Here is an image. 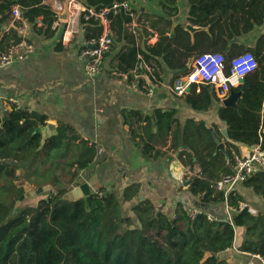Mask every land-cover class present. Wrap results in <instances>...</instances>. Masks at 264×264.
Returning <instances> with one entry per match:
<instances>
[{
	"label": "trees",
	"instance_id": "16d2710c",
	"mask_svg": "<svg viewBox=\"0 0 264 264\" xmlns=\"http://www.w3.org/2000/svg\"><path fill=\"white\" fill-rule=\"evenodd\" d=\"M77 1L98 10L124 0ZM244 1L189 0V21L208 30L192 36L171 19L156 17L150 26L157 28L159 40L146 44L144 49L127 27L133 15L123 11L112 15L116 40L123 38L129 43L115 56V70L119 75L127 74L129 80L133 70L145 74L147 78L140 80L142 84L159 82V58L168 67L186 73L192 67L190 60L208 51L222 52L229 67L232 57L226 52L228 40L250 31L252 22L263 20L249 9L254 1ZM175 3L176 0L162 3L170 16L177 11ZM14 5L23 9V17L37 32L52 36L55 13L45 0H0V23L9 19ZM39 16L43 17L42 27L34 24ZM85 26L90 35L99 31L94 20ZM19 40L18 33L10 32L0 39V47ZM248 51L258 67L244 76L243 84L235 89H243L236 106L222 105L218 111L227 125L230 162L233 153L239 152L237 142L248 146L260 143L264 148V33ZM200 86L199 94L193 95V86L185 95L195 109L207 110L217 99V93L212 85ZM123 115L132 139L141 150H146L144 153L158 155L152 141L170 133V148L178 150L184 145L191 149L202 170L200 177L191 179L188 192L205 202H227L233 222L210 219L204 211L192 219L182 204L172 217L143 198L132 207L135 217L126 215L122 204L138 197L139 184L128 186L122 195L100 189L80 199L63 198L71 189L67 185L75 184L79 173L94 161L98 147L62 122L56 134L42 143L45 115L14 104L4 112L0 105V264H229L219 254L233 247L235 226L245 229L239 250L264 259V210L252 213L240 193L233 190L226 194L215 188L216 181L230 174L231 169L225 154L216 152L217 140L203 123L188 120L180 127L175 110L155 109L150 115L129 110ZM140 122L146 125L141 127ZM179 157L192 160L186 149L179 152ZM25 183L35 186V190L51 185L52 190L37 205L15 209L20 197L29 192ZM242 184L264 200V170Z\"/></svg>",
	"mask_w": 264,
	"mask_h": 264
},
{
	"label": "crops",
	"instance_id": "0c3cea01",
	"mask_svg": "<svg viewBox=\"0 0 264 264\" xmlns=\"http://www.w3.org/2000/svg\"><path fill=\"white\" fill-rule=\"evenodd\" d=\"M164 1H131L133 16L132 22L127 27L143 49L146 44L153 45L159 40L157 28L150 26L156 17L171 19L174 25L180 24L184 29L185 25L191 23L189 0H176L173 6L177 11L172 16L166 11L168 9L162 6ZM250 1H254L249 8L251 13H258L263 20L260 23L252 22L250 31L228 40L226 52L231 57L253 48L258 37L264 33L262 13L264 0L244 2ZM11 12L12 10L9 19L0 23V39L10 32H16L22 37L17 28L19 23L11 17ZM83 26L84 36L80 35L79 28L77 37L69 38L67 35L66 39L70 40L64 42L63 22L57 27L52 24L51 30L54 33L49 37H45L43 32H37L30 24L25 38L34 46L32 54L26 59L0 67V104L17 103L20 107L45 115L47 123L54 122L56 126L60 122L68 124L82 138L98 147L94 161L79 173L77 181L70 185V188L88 182L92 192L103 189L105 192L122 195L128 186L139 184L138 197L122 204L126 215L135 217L132 207L143 198L149 199L157 210L172 217L182 204L183 207L192 206L202 210L216 220L233 222L232 211L227 202H205L188 192L191 179L200 177L202 170L197 156L191 149L184 145L178 150L170 148L173 142L170 133L166 137H158L152 141L155 150L159 151L158 155L144 153L132 139L123 115L124 111L129 110L138 111L143 115H150L155 109L175 110L178 126L183 127L188 120L203 123L204 128L217 140V144H225L228 153L227 143L230 138L229 136L226 138L223 132L224 129L227 130V125L218 114L220 107L225 106L224 98L216 95L217 99L213 100L211 108L195 109L188 103L187 95H177L170 89L175 77L184 72L168 67L162 58H159L162 65L161 80L153 93L147 95L135 92L126 86L113 66L118 52L129 45L123 38L116 40L114 32V43L111 51L106 55L102 74L96 79H89L80 54L90 30L84 24ZM140 74L144 75L146 80L147 76ZM242 84L243 82L240 81L238 88ZM200 92L201 86L195 87L193 95ZM138 125L144 127L146 122H140ZM156 129L155 127L154 131ZM144 133L142 129L143 136ZM236 145L239 152H234L233 155L246 153L253 146L238 142ZM184 149L191 152L192 160L185 158L184 161L179 157V152ZM225 157L227 158L226 154ZM227 160L232 172L233 160L230 162L229 153ZM187 182L189 184H186ZM233 190L243 196L244 204L248 205L252 213L264 210V200L252 188L239 184ZM235 229L236 240L233 247L219 254V257L226 258L229 264H241L249 259L248 253L239 250L245 237V229L237 226ZM258 264L263 263L258 260Z\"/></svg>",
	"mask_w": 264,
	"mask_h": 264
},
{
	"label": "built area",
	"instance_id": "2783aa9c",
	"mask_svg": "<svg viewBox=\"0 0 264 264\" xmlns=\"http://www.w3.org/2000/svg\"><path fill=\"white\" fill-rule=\"evenodd\" d=\"M132 0L115 1L111 5L104 6L98 10L88 8L80 4L77 0H45L53 12L55 13V27L64 23V39L69 41L66 36L74 38L78 36L81 25H87L91 20L98 23L99 31L95 35H88L84 40V46L81 50L80 57L84 62L86 75L89 79L98 78L105 65L106 55L111 51L114 39L113 29L111 26V16L119 12H129L133 15L131 6ZM65 3L68 6L67 20L61 19L60 15L64 11ZM23 10L19 5L13 7L11 17L18 21V32L22 36L19 41H11L7 46L0 47V67H5L15 63L16 61L28 58L34 46L26 38L25 34L30 27V23L23 18ZM34 24L37 27L43 26V17L39 16L35 19ZM258 63L250 51H245L231 58L229 67L226 64V58L222 52L208 51L202 52L194 59L192 67L186 73L175 77L170 89L177 95H185L191 87H199L200 85H212L217 95L225 98L229 95L231 89L238 88L240 80L247 74L255 71ZM117 75V73L113 72ZM132 79H128L127 74L118 75L127 87L138 93L152 94L154 88L159 85L158 82L150 84H142L140 80L144 79L136 70L131 72ZM223 89V91H219ZM14 104L17 108L20 105L10 103V105L0 104L5 112ZM145 152V149H142ZM233 169L230 174L222 175L215 183V188L224 193H229L233 189L242 184L247 178L264 170V148L258 143L246 153H235L233 155ZM185 211L190 218H195L202 210L185 206ZM210 219H214L207 214ZM175 217V214L174 216ZM216 220V219H214ZM249 259L241 264H258V260L264 264V259L256 254L248 253Z\"/></svg>",
	"mask_w": 264,
	"mask_h": 264
},
{
	"label": "water",
	"instance_id": "95a60500",
	"mask_svg": "<svg viewBox=\"0 0 264 264\" xmlns=\"http://www.w3.org/2000/svg\"><path fill=\"white\" fill-rule=\"evenodd\" d=\"M64 7H65L64 11L60 15V17L63 20H67V18H68V6H67V3H65ZM24 18H25V15H24ZM83 28H84V26L81 25V27H80V35L81 36H84L83 35L84 34L83 33ZM185 30L189 31L191 33V35L193 36L195 34V32L208 30V28L207 27H202V26H196V25H193L191 23H188L187 25H185ZM193 61H194L193 59L190 60L189 66L192 65ZM240 81L243 82V79H241ZM188 91H190V89ZM219 91H223V89H220ZM241 93H242V89L241 90L231 89L229 95L223 99V104L225 106H236L237 100L240 97ZM56 132H57L56 123L48 122L41 129L42 143H44L46 141V139H48L49 137H52L53 135H55ZM223 132H224L226 138H228L227 130L224 129ZM219 150L223 151L226 154L227 158H228V153H227V150H226V147H225L224 143H218L217 144V151H219ZM186 184H189V183L187 182ZM47 190L48 191L52 190V186L48 185V186H45V187H40V188H38V189H36L34 191H29V192L25 193L16 202L15 209L20 206V204L24 201V199L29 198V197H35L37 195L42 194L43 192H45ZM91 193H92V190H91V187H90L89 183L88 182H84V183H80V184H77V185L73 186L69 191H67L63 195V198H65V199H80V198L88 197ZM205 196H207V194H205Z\"/></svg>",
	"mask_w": 264,
	"mask_h": 264
},
{
	"label": "rangeland",
	"instance_id": "374dc122",
	"mask_svg": "<svg viewBox=\"0 0 264 264\" xmlns=\"http://www.w3.org/2000/svg\"><path fill=\"white\" fill-rule=\"evenodd\" d=\"M24 187L27 191H34L35 190V186H33L32 184H29V183H25ZM69 187H70V185H69ZM47 196H48V190L43 192L40 195L35 196V197H29V198L24 199V201L20 204L19 207L35 206L39 203V201L41 199H43Z\"/></svg>",
	"mask_w": 264,
	"mask_h": 264
}]
</instances>
